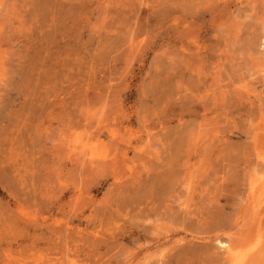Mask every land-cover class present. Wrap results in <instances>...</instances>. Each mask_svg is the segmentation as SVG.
I'll return each mask as SVG.
<instances>
[{
    "label": "rangeland",
    "instance_id": "374dc122",
    "mask_svg": "<svg viewBox=\"0 0 264 264\" xmlns=\"http://www.w3.org/2000/svg\"><path fill=\"white\" fill-rule=\"evenodd\" d=\"M71 263L264 264V0H0V264Z\"/></svg>",
    "mask_w": 264,
    "mask_h": 264
},
{
    "label": "bare ground",
    "instance_id": "6f19581e",
    "mask_svg": "<svg viewBox=\"0 0 264 264\" xmlns=\"http://www.w3.org/2000/svg\"><path fill=\"white\" fill-rule=\"evenodd\" d=\"M92 150H94V148L92 149ZM89 152V151H88ZM229 253H230V251H228ZM232 254V253H231ZM235 254V253H234ZM240 261V260H239ZM71 262V261H70ZM237 262V261H236ZM72 264V263H71ZM238 264V263H237Z\"/></svg>",
    "mask_w": 264,
    "mask_h": 264
}]
</instances>
